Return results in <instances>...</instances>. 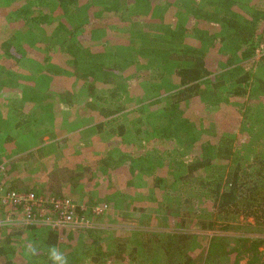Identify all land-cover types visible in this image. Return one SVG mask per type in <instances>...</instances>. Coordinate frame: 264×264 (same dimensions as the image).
Segmentation results:
<instances>
[{
	"label": "rangeland",
	"instance_id": "374dc122",
	"mask_svg": "<svg viewBox=\"0 0 264 264\" xmlns=\"http://www.w3.org/2000/svg\"><path fill=\"white\" fill-rule=\"evenodd\" d=\"M145 1L106 0L109 6L118 5L119 20L113 24L111 29L94 34L91 31L87 32L89 28L87 26L89 24L88 7H81L75 13L69 14L68 32L61 30L54 37L55 43L61 42L68 36L71 42L74 39L78 41L85 28L87 43L105 47L109 53L108 69L117 72H112L114 76L121 75L123 82H120L121 80L104 82L96 79L92 83L93 86L89 88L73 73L68 76L60 74L59 78L68 77L64 84L66 87L60 89V91H65V96L59 101L61 106L57 104L53 107V111H49L45 98L43 99L32 90L26 93L19 91L16 86L23 85H19L16 80L9 81L5 78L9 84L6 83L7 88L0 93V108L4 111V113L0 112V166H4V161L7 162V166H4L5 181H1L0 175V182L13 187L14 190H25L21 193L31 192L41 195L42 202L39 206L27 208L31 213L27 211L24 220L21 213L11 212L10 209L3 207V201L0 200V218L4 220V216L9 213L14 218L13 224L0 226V239L5 238L14 227H24L27 230L26 227L32 223L38 227H47L45 222L41 223V220L46 221L45 218L50 216L49 213L53 210L49 205L56 197L54 194L45 195L44 188L51 184V172L55 168L64 167L84 172L83 179L87 182L82 181L83 185L63 182L61 186L64 188L60 187L62 194L79 201L83 199L96 201L98 207H95V216L106 212L98 218L95 216L90 218L86 213L88 219L85 220L88 221V227L99 230L97 236L102 237L103 245H110L117 252L116 244L121 243V239H129V243L133 244L138 235L137 232L145 236L148 232L154 231L157 217L152 213L159 203L169 201L167 200L169 194H166L164 189L170 180L167 175L168 167H157L155 158L165 150L169 151V158H174L172 154H175L176 157L180 156V159L186 161L191 155H196L198 149L195 144L190 151L186 152L182 149L181 141L174 137L163 138L162 132H159L162 130L161 125L165 124L161 112L168 110L174 93L179 90L180 86L174 75L176 64L161 67V58L148 51L162 46L163 43H160V40L166 36L169 37L166 33L168 26L176 29H179L178 26L191 27L190 16L187 13L177 14L170 8L159 7L157 0H154L158 6L155 8H151ZM238 2L241 6L247 3L255 7L264 4V0H238ZM11 3L7 7L0 8V38L10 39L11 43L22 53L24 42L34 43L42 40L44 46V42L47 43L48 40L43 39V34L50 36L55 34L62 22L63 15L56 12L57 2L49 0L46 10L50 11L52 8L54 10L51 12L53 22L47 25L48 29H32L30 25L24 29L22 27L24 20L15 14L21 5L15 7L16 5L14 3L11 5ZM252 9L250 5L244 7L243 10L252 11ZM2 11L6 13L3 14ZM173 18L176 19L173 20ZM192 38L194 40L191 45L195 46L199 39ZM142 50L145 51L142 52ZM47 54L48 56L41 61L40 65L28 61L20 71V75H29L34 71L37 73L43 70V74L37 80V83L44 80L41 85L43 90L45 87L48 88L51 81L47 77L49 70L55 68L71 70V63L68 64L67 61H71L72 57L68 58L67 53L61 51L59 45L54 46V52H47ZM263 54L262 52L257 54L254 63L249 65L255 68V75L258 78L264 77V60L260 59ZM259 64L263 65L258 68ZM220 70L225 72L226 68L221 67L217 72ZM34 81L35 79L27 85L33 84ZM120 83H122L121 86ZM203 86L211 87L210 83H203ZM28 95L33 98V101L25 103L26 101L23 100L21 113L17 109L14 110V105L19 103V99ZM263 95L264 92L261 95L251 93L250 99L244 102L234 97L230 99L228 105L232 109H237L241 103L248 105L245 109H248L249 114L244 117L242 124L235 132L234 143L236 150H241L243 154L242 162L245 165H254L258 171L254 172L256 178L254 185L259 186L258 190H254V194L259 198L257 202L264 199V132L257 133V130L253 128H261L264 123L259 120L255 122L251 116L263 113L264 108L261 103L264 101ZM207 99L198 95L190 105H187L188 114L192 113L211 121L207 117H213V112L226 111L222 107L227 106H224L225 103L222 102L220 106L206 107ZM88 106H94L91 108L92 113L89 112ZM104 107H109L116 113L105 118L99 111ZM237 114L242 115V112L237 111ZM22 117L26 121L20 125ZM108 119L113 121L102 122ZM101 123H103L102 128L99 127ZM121 125L124 126L122 133ZM210 126L209 122L205 128L215 131L217 126ZM138 130L141 131L140 134H137ZM97 138L99 140L94 141ZM108 157L110 166L103 162ZM216 162L221 165L227 161L216 159ZM150 166L155 167L153 174L142 171L143 168L150 170ZM88 175L92 178L89 179ZM128 180H130V186L126 189L131 187L133 190L131 192L126 190L125 194L115 196L116 201H113V205L116 206H113L114 208L109 206L105 211L106 207L103 206L104 201L102 200L104 195L106 193L112 195L113 191L120 192L126 187ZM90 181L91 183H88ZM250 196L254 198L253 191ZM212 204L210 198L201 199L195 206H188L189 209L186 208V210L181 209L180 216H177L180 218L179 222L172 221L171 226H164L163 229L180 234L188 233L192 237V244L194 241L195 244L189 248V251L197 259V264H201L202 259L207 257H210L208 264H247L252 243L257 239L263 243L260 247L262 256L258 264L263 262L264 225L256 221L253 216L245 217L244 213L230 221L218 219L215 223H211L217 218ZM128 206L136 209L128 211ZM101 210L102 212H98ZM263 212L264 210H258L259 214ZM87 225L81 227H87ZM240 239H243L242 245L238 242ZM24 242L31 243L28 240ZM212 246H214V252L208 254V248ZM71 251L72 248H66L63 252L68 254ZM68 258L71 264H95L88 257L85 259L82 257V263L76 258L74 261V257ZM105 260L110 261L109 264L140 263L139 258L128 257V254H125V258L122 259L113 253L112 256L105 257ZM157 261H159L157 264H162L160 262L164 260ZM164 264H166L165 261Z\"/></svg>",
	"mask_w": 264,
	"mask_h": 264
},
{
	"label": "trees",
	"instance_id": "16d2710c",
	"mask_svg": "<svg viewBox=\"0 0 264 264\" xmlns=\"http://www.w3.org/2000/svg\"><path fill=\"white\" fill-rule=\"evenodd\" d=\"M55 1L57 2L56 12L63 15V18L55 34L51 36L43 34V39L48 40L47 43L44 42V46L42 40H37L34 43L24 42V52L22 53L11 43L10 39L0 38V93L7 88L8 80H16L19 85H23L16 86L19 91L26 93V91L31 92L30 90H32L43 99L45 98L49 111H53V107L57 104L61 106L59 101L65 96V91H60V89L66 87L64 84L68 77L59 78L60 74L68 76L73 73L76 78L80 79V82L89 88L93 86L92 83L96 79L104 82H110V80L123 82L121 75L114 76L112 72H117L108 69L109 53L105 47L87 43L85 28L78 41L74 39L71 42L68 36L61 42H54L56 40L54 37L58 32L61 30L68 32L69 14L75 13L81 7H88L89 24L87 26L89 28L87 32L91 31L94 34L111 29L113 24L119 20L118 5L109 6L106 0ZM10 2H12L11 5L14 3L15 7L21 5L15 14L24 20L25 23L22 26L24 29L30 25L32 29L47 30V25L53 22L51 12L54 8L50 11L46 10L49 0H0V8L7 7ZM145 2L151 8L157 6L154 0ZM157 2H159V7L170 8L177 14L187 13L190 16L191 24V27L187 28L178 26L179 29L168 26L166 33L169 34V37L166 36L160 40V43H163L162 46L148 50L161 58V67L176 64L174 75L180 86L179 90L174 93L168 110L161 112L165 124L161 125L162 130L159 132H162L163 138L174 137L181 141L182 149L186 152L196 144L198 153L184 161L180 159V156L176 157L175 154H172L174 158H169V151L164 150L155 158L157 167H168L167 175L170 180L164 189V192L169 194L167 195L169 201L159 203L152 213L157 217L154 231L148 232L145 236L142 235L143 233L137 232L138 235L133 244L129 243V239H121V243L117 244L113 241L117 245V252H115V249L110 245H103L104 240L101 236H97L99 230L94 227L71 224L60 228L53 227L51 224H47V227L31 224L26 227L27 230L24 227H14L5 238L1 237L0 239V261L3 260L0 264H51L48 258L50 245H56L62 251L72 248V251L66 255L74 257V261L76 258L77 261H81L80 263H82V257L83 259L88 257L95 264H109L110 261L105 260V257L116 253L122 259L125 258V254H128V257L139 258L140 263L138 264H157L159 259L164 260L166 264H197V259L189 251V248L195 244V241L192 244V237L188 233L180 234L166 231L163 228L171 226L172 221L179 222L180 218L178 217L181 214V209L186 210L188 206H195L201 199L210 198L213 202L217 218L213 219L211 223H215L218 219L230 221L244 213L245 217L253 216L256 221L258 220L264 225V212L258 213V210H264V203H262L264 199L257 202L256 200L259 198L254 194L259 188L258 185H254L256 181L254 174L258 171L254 165H245L242 162L243 154L240 152L241 150H236L234 143L235 132L242 124L241 121L243 122L244 117L249 114L248 109H245L248 105L241 103L237 109L228 106L231 98H239L244 102L250 99L251 93L261 95L264 92V77L258 78L255 75V68L252 65L249 66L254 63L257 54L264 53V4L255 7L253 4L247 3L241 6L238 0H157ZM250 5H252V11L243 10L244 7ZM2 13L6 12L2 11ZM175 19L173 18V20ZM189 36L199 39L195 40L197 42L195 46L191 45L194 38ZM72 37L75 36L72 35ZM56 45H59L61 51L67 53L68 58L72 57L71 61H67L68 64L71 63V70L68 68H65L66 70L62 68L49 70L47 77L51 81L45 90L41 88L44 80L37 83L43 70L37 71V73L34 71L29 75H20L26 62L33 61L40 65L41 61L48 56L47 52H54ZM144 51L142 50V52ZM260 59L264 60V54ZM262 65L259 64L258 68ZM221 67L226 68L225 72L221 70L217 72ZM34 79L33 84L27 85ZM203 83H210L211 87H204ZM121 85L122 83H120ZM198 95L204 99L208 98L205 103L206 107L220 106L222 102L225 103L224 106H227L222 107L226 111L213 112V117H207L211 121L192 113L188 114L187 105H190ZM23 100L26 101L25 103H31L33 98L28 95L19 99V103L14 105V110L17 109L19 113H21ZM261 103L264 108V101ZM251 110L255 109L251 108ZM237 111L242 112V115H238ZM115 113L116 111L113 109L104 107L101 114L107 118ZM251 118L255 122L259 120L264 123V111L254 114ZM207 120L211 124L210 127L217 126L215 131L205 128L209 124ZM24 121L26 120L22 117L20 125ZM112 121V119H108L102 122L110 123ZM102 125L103 123L99 124V127L102 128ZM120 129L122 133L124 126L121 125ZM253 129L257 130V133H263L264 125L261 128ZM138 131L137 134H140L141 131ZM216 159H224L227 162L218 165ZM109 160L108 157L103 162L110 166ZM3 165L7 166V162L4 161ZM4 166H0L1 181H5L6 178ZM154 168L150 166V170L143 168L142 171L153 174ZM51 174V184L44 188V194L47 196L54 194L56 199L70 200L74 208H70L69 211L74 216L78 215V217L88 219L86 215L89 214L90 218H93L96 213L95 207L98 205L96 201L75 200L66 197L61 192V188H64L61 186L63 182H74L76 185H83L82 181L86 183L87 180L83 179L84 172L64 167L55 168ZM88 178L91 179V175H88ZM129 181L120 192L113 191L112 195L108 193L104 195L102 200L104 201L103 206L106 207L105 211L109 206L112 208L116 206L113 205L115 196L125 194L126 190L128 192L133 190L131 187L126 189L130 186ZM4 188L6 191L13 190V187L8 185H4ZM252 191L254 198L250 196ZM2 205L10 209L11 212L21 213L22 219H24L23 203L11 205L8 202H3ZM255 205L256 207H254ZM133 209L136 208L128 206V211ZM102 210L98 212H102ZM105 213H100L95 217L98 218ZM18 217L21 216L18 215ZM112 239L114 240V237ZM26 240L36 247V255L31 256L26 253V243L24 242ZM260 241L259 239L253 241L247 264H258L260 261L262 256L260 247L263 244ZM238 242L242 245L243 239ZM210 252H214V246L208 248V254ZM164 261L160 263L164 264ZM209 262L210 257H207L202 259L201 264ZM259 264H264V261Z\"/></svg>",
	"mask_w": 264,
	"mask_h": 264
},
{
	"label": "built area",
	"instance_id": "2783aa9c",
	"mask_svg": "<svg viewBox=\"0 0 264 264\" xmlns=\"http://www.w3.org/2000/svg\"><path fill=\"white\" fill-rule=\"evenodd\" d=\"M40 196L41 195L33 194L31 192L21 193L14 189L12 191H6L4 185L0 183V200L3 199V202H8V204L11 205H14L15 203H23L24 220L26 212L29 211L27 208H30L31 206H39L41 204L42 201ZM69 203L70 200H61L53 198V203L49 205V207L53 210L49 213L52 217L49 216L48 218H45L46 221L41 220V223L45 222V225L51 224L53 227H62L67 224H71L73 226L87 225L88 221H85L87 220L86 218L78 217V215L74 216L71 211H69L70 208H74V206ZM29 212L31 213V211ZM4 217V220L0 218V226H8L9 223L10 225L13 224L14 218L10 215V213Z\"/></svg>",
	"mask_w": 264,
	"mask_h": 264
},
{
	"label": "clouds",
	"instance_id": "9594fccd",
	"mask_svg": "<svg viewBox=\"0 0 264 264\" xmlns=\"http://www.w3.org/2000/svg\"><path fill=\"white\" fill-rule=\"evenodd\" d=\"M25 250L26 253L31 256L37 254V249L32 243H27L25 245ZM48 258L51 264H70L68 256L56 245L49 246Z\"/></svg>",
	"mask_w": 264,
	"mask_h": 264
},
{
	"label": "crops",
	"instance_id": "0c3cea01",
	"mask_svg": "<svg viewBox=\"0 0 264 264\" xmlns=\"http://www.w3.org/2000/svg\"><path fill=\"white\" fill-rule=\"evenodd\" d=\"M91 108H94V106H88V109L90 110L89 112L92 113V111H91L92 109H91ZM99 111L102 113V109H100ZM0 112H1V113H2V112L4 113L3 109L0 108ZM87 115H89V114H87ZM98 140H99V138L95 139L94 141H98ZM96 144H97V143H96ZM51 151H52V147H51Z\"/></svg>",
	"mask_w": 264,
	"mask_h": 264
}]
</instances>
